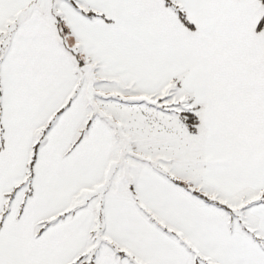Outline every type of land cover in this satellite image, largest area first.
<instances>
[{"label": "snow or ice", "instance_id": "6c2138e0", "mask_svg": "<svg viewBox=\"0 0 264 264\" xmlns=\"http://www.w3.org/2000/svg\"><path fill=\"white\" fill-rule=\"evenodd\" d=\"M0 264H264V0H0Z\"/></svg>", "mask_w": 264, "mask_h": 264}]
</instances>
